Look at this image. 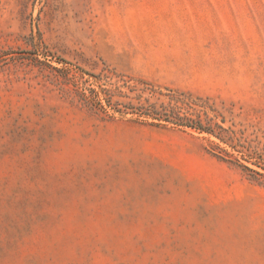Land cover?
Segmentation results:
<instances>
[{"label": "rangeland", "instance_id": "obj_1", "mask_svg": "<svg viewBox=\"0 0 264 264\" xmlns=\"http://www.w3.org/2000/svg\"><path fill=\"white\" fill-rule=\"evenodd\" d=\"M0 264H264V0H0Z\"/></svg>", "mask_w": 264, "mask_h": 264}, {"label": "trees", "instance_id": "obj_2", "mask_svg": "<svg viewBox=\"0 0 264 264\" xmlns=\"http://www.w3.org/2000/svg\"><path fill=\"white\" fill-rule=\"evenodd\" d=\"M151 93L155 95L157 91L152 89ZM163 95L167 97V102L151 101L150 98H146L144 101L140 99L138 104L130 102L126 107L131 108L133 112L139 115L158 120L153 124L172 123L188 126L199 132L214 134L225 142L233 139L230 129L215 122L207 114L205 117L203 116L205 112L202 108L207 106V102L202 98H195L190 93L172 89Z\"/></svg>", "mask_w": 264, "mask_h": 264}]
</instances>
